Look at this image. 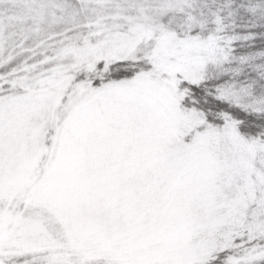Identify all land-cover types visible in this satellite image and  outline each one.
<instances>
[{
    "label": "snow or ice",
    "instance_id": "1",
    "mask_svg": "<svg viewBox=\"0 0 264 264\" xmlns=\"http://www.w3.org/2000/svg\"><path fill=\"white\" fill-rule=\"evenodd\" d=\"M0 264H264V0H0Z\"/></svg>",
    "mask_w": 264,
    "mask_h": 264
}]
</instances>
